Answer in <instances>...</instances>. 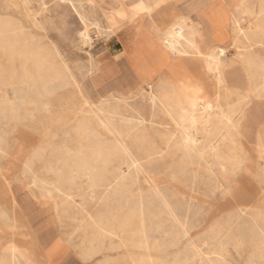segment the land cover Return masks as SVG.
<instances>
[{
    "label": "rangeland",
    "instance_id": "1",
    "mask_svg": "<svg viewBox=\"0 0 264 264\" xmlns=\"http://www.w3.org/2000/svg\"><path fill=\"white\" fill-rule=\"evenodd\" d=\"M73 5L102 20L87 43ZM263 15L264 0H0V264H264ZM213 16L228 35L206 46ZM121 21L167 35L184 21V52L168 58L189 76L190 123L116 57L131 30L105 27ZM121 211L124 243L93 225L116 229Z\"/></svg>",
    "mask_w": 264,
    "mask_h": 264
},
{
    "label": "bare ground",
    "instance_id": "2",
    "mask_svg": "<svg viewBox=\"0 0 264 264\" xmlns=\"http://www.w3.org/2000/svg\"><path fill=\"white\" fill-rule=\"evenodd\" d=\"M92 3V2H91ZM211 3V2H210ZM143 5H144V9H145V13H148L150 14V6L143 1ZM74 6V5H73ZM210 6V4L208 5ZM75 7V6H74ZM76 11H77V8L75 7ZM78 13H80L79 11H77ZM214 14V13H213ZM217 16V15H216ZM216 16H213L212 18H210V22H214L216 20ZM264 16V15H263ZM80 19L82 21V23L84 24V31H82L80 33V38L82 40V43H87L90 39L89 37V33H88V30H89V24H94V25H100L102 23V20L97 18L95 20H91L90 21V18L87 16V15H83L80 13ZM200 20V19H199ZM201 21V20H200ZM205 21V20H204ZM128 21H125V22H117L114 26H106V32L109 36H115V34L117 33L118 30H120L122 28V26H124L125 24H127ZM202 22V21H201ZM107 24V23H106ZM142 30V29H141ZM203 31V40L202 42L205 43L206 46H211L214 42H215V39H214V36L212 35V32H211V26L208 22H204V27L202 29ZM144 33V32H143ZM210 35V38H211V42L212 44L209 45L208 44V36ZM259 35V34H258ZM247 37V36H246ZM143 38V37H142ZM140 39V38H138ZM144 39V38H143ZM257 40V39H256ZM255 40V42H256ZM141 41V40H140ZM146 41V40H145ZM188 41V36H187V33H186V29H185V25H184V21L181 22V23H176L175 25H173V28L172 30L169 32V34L167 35V37H165L164 41L160 44L158 41V44L162 47V50L161 51L162 53L164 52V54L167 56V57H174L175 59L180 56L184 50H182L183 48L181 47L183 42H187ZM150 42V41H149ZM156 42V41H155ZM156 42V43H157ZM254 42V41H253ZM258 42V41H257ZM155 43V44H156ZM144 44V43H143ZM192 44V43H191ZM146 45V44H145ZM154 47V46H153ZM151 47V48H153ZM251 48H249L248 50H246V52H251L253 51V46H250ZM160 48V47H157V49ZM197 48V47H196ZM198 49V48H197ZM232 49V48H231ZM251 49V50H250ZM142 50V49H141ZM146 50V49H144ZM160 50V49H159ZM156 52V50H154ZM154 51H152L151 54L154 53ZM146 53V52H145ZM157 53V52H156ZM186 53V52H185ZM188 53V52H187ZM161 54V53H160ZM155 55V54H154ZM225 55H226V49L225 48H222V47H214L210 54H209V58L212 59L214 61V64H216V72L218 73V75L220 76V78L222 79V81L225 83L226 87H228L230 90L233 88L232 85L229 84V82L225 79L224 77V69H223V59L225 58ZM153 56V55H151ZM159 56V55H158ZM241 56L243 58H245L247 56V54H241ZM149 57V56H148ZM147 57V58H148ZM150 58V57H149ZM149 60V59H148ZM156 60V59H155ZM57 63V62H56ZM167 64V63H166ZM142 65V68H143V64ZM254 65V64H253ZM41 68V67H40ZM146 69H143V75L147 78H149V81H147L145 83V86L147 88V92L149 93L150 95V100L152 101L153 104H157V103H160L162 104L163 108H164V113L166 114V116L168 117H171L173 119H176V117H174V114H173V111L167 106L165 105L164 103H162L159 99V97L152 91V82L154 81V79L156 77H158L160 75V73L162 72V70L165 69V65H164V68H160L159 71H151L150 68L148 69L147 66H145ZM249 68V67H248ZM260 68V67H259ZM118 73V72H117ZM47 89V88H46ZM219 94V93H218ZM116 98V97H114ZM129 98V97H128ZM127 98V99H128ZM173 101L176 103V107L180 109V111L177 113V120L181 121L182 123H186V122H189V121H192V118L190 117L191 113H189L188 111H191L195 105V102L197 101H193V102H186V99L184 97V95H182L181 92L177 93L176 95L173 96ZM131 98H129L130 100ZM199 105H203L202 101L199 102ZM240 107V106H239ZM217 108V107H216ZM188 110V111H187ZM205 110V109H204ZM216 111V110H215ZM238 112V110L235 109V112ZM223 112V111H222ZM231 112V111H230ZM234 112V113H235ZM216 114V112H215ZM218 114V113H217ZM236 114V113H235ZM155 115V114H153ZM230 117V114H228ZM157 116V115H156ZM155 116V117H156ZM218 116V115H217ZM224 116V115H222ZM214 117V116H213ZM233 117V116H231ZM215 118V117H214ZM218 118V117H217ZM226 118V117H225ZM245 118V112H244V109L242 110V121L243 119ZM228 119V118H226ZM197 120V119H196ZM210 120V119H209ZM231 120V119H230ZM134 121V120H133ZM230 122V121H229ZM190 123V122H189ZM156 124V123H155ZM178 126H181L180 123H177ZM167 126V125H166ZM106 129H108V132L110 133V135L114 136V137H117L116 140L119 142L120 139L124 136L122 134L121 131L117 130V129H110L108 126H106ZM229 128V127H227ZM241 133H242V123H241ZM182 134V133H181ZM214 135V134H213ZM171 137V136H170ZM216 137V136H215ZM178 142V140H177ZM183 143V142H182ZM222 143V142H221ZM121 147V150L124 152V153H127V150L124 149L125 147H123L122 145H120ZM185 146V145H184ZM264 147V146H263ZM186 150V149H185ZM193 150V149H192ZM189 151V150H188ZM195 151V150H194ZM203 158V157H202ZM201 159V158H200ZM233 159V158H232ZM134 164L136 165L137 163L134 162ZM194 164V163H193ZM116 166V165H115ZM116 167H119V165H117ZM226 169V167H225ZM229 170V169H228ZM233 170V169H232ZM183 173V172H182ZM102 188L103 187H99L97 192L95 193L94 195V198L96 200H99V201H105L107 200V196L106 194H104V192L102 191ZM66 195V194H65ZM68 197L70 198H74V195L73 194H68ZM170 205V204H169ZM143 212V211H142ZM126 214L121 211L120 214L118 213V216H117V219L116 221L118 222V226L116 229L113 228V227H109L108 225H106V220L104 218H100V219H97V220H94L93 221V225L95 226V228H100L104 235H111V236H114V237H119L121 238V241L122 243H124V237L121 235V233H124V226H123V223H122V217H124ZM175 215V214H174ZM176 216V215H175ZM128 219H130L131 221H139V225L137 226V231L140 232V233H144L145 234V223H144V218H143V213H141L140 215L139 214H132V215H129L127 217ZM263 233V232H262ZM264 235V234H263ZM242 241V240H241ZM242 243V242H241ZM142 246H144L145 248L146 247H149L150 244L148 242V240H144V242L141 244ZM243 245V243H242ZM158 246V245H157ZM160 247V246H159ZM222 248V247H221ZM223 249V248H222ZM221 250V249H220ZM262 251V250H261ZM15 256V255H14ZM152 262L153 261V258L152 257H148V256H145L144 258H142L140 260V264H146L147 262ZM138 262V261H137Z\"/></svg>",
    "mask_w": 264,
    "mask_h": 264
},
{
    "label": "crops",
    "instance_id": "3",
    "mask_svg": "<svg viewBox=\"0 0 264 264\" xmlns=\"http://www.w3.org/2000/svg\"><path fill=\"white\" fill-rule=\"evenodd\" d=\"M209 19L210 17L203 21V27L204 22H208L211 26V32L215 39L214 43H221L228 33L221 28L222 26H220L221 24L218 23L217 19L212 23ZM126 25H129L128 30L131 31L127 34V36L119 39L121 52L116 55V57L118 59L122 58L130 73L137 79L139 85H145V83L149 81V78L142 74L143 69H146L145 66H147L148 69L150 68L151 71H159V69L164 68L165 65V69L162 70L160 75L154 79V84L157 87L156 90L159 93L160 101L172 110V103H175L173 101V96L181 92L182 95H184L186 102H191L192 98L190 96L192 94L189 93L190 90H188L187 87L183 86L182 82V80L188 79V74H184L183 72L178 74L177 71H174L173 66H175L176 60L173 62L170 61L171 59H169L164 52H161L163 51L162 47L158 44V42L161 44L164 41L165 37H167V33L164 30H157L146 23H141V25L125 24L120 30H118L115 36H117L120 31L124 30ZM155 41L158 42L156 43ZM157 47L160 48L157 49ZM154 50H156L157 53ZM152 51H154L153 54H151ZM141 64H143V68ZM224 77L229 82L225 72ZM229 84L232 85L230 82ZM232 89L236 90L237 88L233 87Z\"/></svg>",
    "mask_w": 264,
    "mask_h": 264
}]
</instances>
